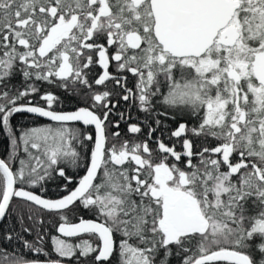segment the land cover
I'll use <instances>...</instances> for the list:
<instances>
[{"label":"flooded vegetation","instance_id":"flooded-vegetation-1","mask_svg":"<svg viewBox=\"0 0 264 264\" xmlns=\"http://www.w3.org/2000/svg\"><path fill=\"white\" fill-rule=\"evenodd\" d=\"M160 1H163L167 13L163 19L164 32L168 38L172 36L175 46L181 47H190L195 43L197 31L223 12L225 2L238 7L227 26L218 32L213 44L197 57L176 56L164 49L155 35L157 20L152 0H0V150L6 146L8 155L17 160L20 159V150H27L34 157V167L29 172L35 176V182L40 175L62 176L69 143L75 139L79 143L90 139L93 145L95 130L79 122L45 120L31 114L29 107L35 105L56 111L81 107L91 109L104 119V160L117 166L125 163L131 192L136 188L134 193L137 191L136 195L141 200L151 196L155 203L151 206L155 207L153 215L137 217L133 215L134 211H142L130 200L127 201L128 234L133 236L135 223L141 227V233L136 237L147 240L149 235L157 236L163 240V245H172L173 249L169 252L190 255L195 253L197 234L212 227V218L204 215L201 209L198 211L189 207L191 199L196 202L190 194L195 189L192 169L197 156L193 146L196 109L192 105L182 108V104H166L160 97L180 77L188 75L190 80L193 79L195 67L190 64L191 61L212 52L218 37L238 15L241 2L245 0ZM175 18L179 20L176 25ZM159 53L161 56H158ZM260 88L262 85L257 78L254 90ZM149 95L157 102L147 103ZM256 98L264 104V93L256 92ZM37 129H49L55 134L37 136ZM75 129L77 136L73 135ZM186 142L191 144L190 155L186 154ZM11 144L14 151L9 147ZM216 155L222 161L221 154ZM241 161L246 163L245 166L232 175L240 174L243 186L253 188L252 225L241 227V236L235 240L237 248L221 245L205 254L231 249L244 254L250 262L247 264H264V160L250 159L243 152L234 151L230 164ZM6 162L14 173L16 188H27L18 182L12 163ZM225 165L230 173L228 164ZM160 166L169 172L166 183L185 192L173 200L169 199L166 204L167 195L157 192L159 178L163 176L157 177L156 168ZM0 172L5 176L6 192L7 176L1 167ZM142 173H149L150 178L142 180ZM97 177L96 188L101 190L95 191L97 199L89 190L76 201L73 205L77 203L80 216L74 221L64 220L74 210L71 208L73 205L49 211L27 200L17 201L54 214L56 223L50 227L51 231L44 234H38L30 226L23 239L0 233V264H114L116 233L108 222L113 218L115 204L101 198L104 194L99 187V174ZM139 179L141 185L137 187ZM57 186L50 179L44 187L53 189ZM180 196L186 198L183 209L171 211L173 202ZM145 210H148L147 206L143 207L144 213ZM194 213L201 215L205 224L202 228L180 230L174 225L177 218H187L185 215ZM84 219L98 221L112 230L114 248L110 254L102 253V239L94 231L67 237L57 230L60 223H75ZM187 222L188 219L183 224ZM223 227L228 229L227 225ZM169 228L174 229L176 235L170 236ZM206 238L217 239L218 236L207 231ZM246 239L253 241L255 258L244 249L248 245ZM22 245L30 252L26 258L18 254ZM142 251L129 246L126 249L128 263L132 264ZM142 261L141 264H148L144 255ZM220 261L236 263L228 260L207 263L219 264L217 262Z\"/></svg>","mask_w":264,"mask_h":264},{"label":"trees","instance_id":"trees-1","mask_svg":"<svg viewBox=\"0 0 264 264\" xmlns=\"http://www.w3.org/2000/svg\"><path fill=\"white\" fill-rule=\"evenodd\" d=\"M237 19L239 37L236 45L229 52L220 49L211 53V57L217 59L219 65L208 73L207 76L211 78L206 76L209 86L206 88L202 102L205 103L208 100L222 102L224 108L220 109L221 119L218 122L209 123L205 119L202 107L196 109L193 146L194 150L197 153L202 152V155L195 157L192 169L195 189L191 190L190 194L198 201L204 215L212 218V227L197 234L196 250L194 254L190 255L169 252L173 249L172 245H163V240L157 236L149 235L147 240L136 237L141 233V227H137L135 223L134 234L130 236L128 234L127 201L130 200L142 211H139L140 213L134 211L133 215L137 217L144 214L146 216L153 215L155 207L151 206L155 203L152 202L151 196L144 198L146 201L141 200L140 196L136 195L138 192L134 193L136 188H133L131 192L128 166L125 163L117 166L109 160H103L99 171V177L102 178L99 179V187L104 194V197L101 198L115 204L113 218L108 222L116 233L114 264H129L126 257V249L129 246L143 250L134 258L132 264H141L143 255L147 258L148 264H190L199 256L218 246L227 245L237 248L235 240L241 236V227L249 228L252 225L254 218L252 186L244 187L240 174H230L220 158L210 152V149L233 140L235 153L243 152L247 158H262L264 160V133L262 132L264 104H260L256 98L254 88L257 85V78L255 74L252 70L241 74L240 67V60L246 61L249 66L252 65L257 51L264 47V0L242 1ZM147 99L149 104L157 102V99H153L151 95ZM73 135L77 136V129L74 130ZM72 144L73 153H68L64 157V175L47 177L40 175L36 177L37 182H35V176L29 172L34 167V157L27 150L25 152L20 150V159L17 160L8 155V149L5 146L0 150V156L12 163L20 185L47 197H58L74 186L88 164L92 140L85 139L83 143H79L75 139ZM9 147L11 151H14L12 144ZM143 174H139L142 180L150 178L149 173ZM50 179L54 184H58L56 188L44 187ZM97 179L90 189L96 199L95 191H101L98 190V187L96 188ZM141 179H139L137 187L141 185ZM5 181V176L0 172V201L6 189ZM61 186L63 188H60ZM19 200L13 199L9 212L0 225V233H8L12 238L17 236L23 239L30 226H33L38 234L51 231L50 227L56 223L54 214L26 202L24 204L17 202ZM145 206L148 210H145L144 213L143 207ZM71 208L74 210L64 217L66 221H74L80 216L77 203ZM90 211L93 210L90 209ZM223 225H227L228 229L226 228V230ZM207 231L213 232L218 236V239H207ZM156 234L158 233L156 232ZM246 242L248 245H245L244 249L251 255L253 254L252 257L255 258L252 253L253 241L246 239ZM19 249L18 254L22 258H26L30 254L28 249L24 250L23 245ZM217 263L236 264L224 261Z\"/></svg>","mask_w":264,"mask_h":264},{"label":"water","instance_id":"water-1","mask_svg":"<svg viewBox=\"0 0 264 264\" xmlns=\"http://www.w3.org/2000/svg\"><path fill=\"white\" fill-rule=\"evenodd\" d=\"M153 10L156 17L155 35L160 43L164 45L165 50L173 52L174 55L178 56H200L202 52L206 51L212 44L214 39L217 37L218 32L227 26L230 22L233 13L237 9L238 5H230L225 2L223 6V12L217 14L201 30L196 33L195 43L190 47L175 46L172 36H168L164 32L163 19L166 16V11L164 9L163 1L152 0ZM228 3V5H227ZM177 17V15H176ZM179 22L177 18L174 19V25ZM29 112L37 117L43 118L48 121L53 122H66L73 123L79 122L84 126H92L95 130V138L93 145L90 150L89 160L87 167L83 174L76 180L74 186L68 190L65 194L50 198L43 196L33 190L24 187L16 188L15 176L12 168L9 164L0 156V167L5 172L7 176V190L5 192L4 198L0 204V222L5 217L8 207L10 205L13 197L27 200L43 209L46 210H61L70 207L76 201L81 199L92 187L94 181L96 180L99 171L102 166L104 159L105 146H106V135L104 129V119L87 107H81L76 110L71 111H56L51 110L41 106H30ZM186 154H191V144L190 142L185 143ZM210 152L213 154H221V159L224 164H228L229 171L231 174H236L241 166H245V162L241 161L235 164H230V156L234 152V142L231 140L228 143L220 144L212 149ZM197 155H202V152L197 153ZM186 203V198L180 196L174 202L171 211H177L178 209H183ZM171 214V213H170ZM187 218H177L174 221V225L180 230H189L191 228H202L205 224L202 223V217L199 213H194L192 215H185ZM188 219L186 224L183 221ZM60 234L64 236L71 237L81 234L85 231H94L98 233L102 239L103 248L102 253L110 254L114 248V238L112 230L103 223L95 220H80L75 223H60L57 228ZM214 260H228L236 263H248V258L237 252L236 250L223 249L217 250L210 254H206L198 257L192 264H203ZM250 263V262H249ZM21 264H63L58 262H26ZM64 264H70L64 262Z\"/></svg>","mask_w":264,"mask_h":264},{"label":"rangeland","instance_id":"rangeland-1","mask_svg":"<svg viewBox=\"0 0 264 264\" xmlns=\"http://www.w3.org/2000/svg\"><path fill=\"white\" fill-rule=\"evenodd\" d=\"M238 37H239V25L236 16L234 17L229 27L220 34V36L218 37V41L213 46L212 52L220 49H225L226 52H229V50L234 48V46L236 45L238 41ZM211 53H208L203 58L191 61L190 64L195 67L194 70L195 74L193 76V79H191L193 81L189 79L188 75L182 76V78L180 77L179 81L176 80L170 84L166 94L163 97H160V99L161 100L163 99L162 102L166 104H177V105L179 104V106H181L180 104H182L184 108L189 107V105H192L193 107H195V109H198V107H202L205 113L206 121L209 123H214V122H218L221 119L222 115L220 109L224 108L223 106L224 104L219 101L215 102L211 100H208L205 103L202 102L203 97L206 93V88H208L209 86V83L206 81V78L208 77L207 75L213 68H216L219 65L218 64L219 61L217 59H213L211 57ZM158 56H161V53H159ZM240 61H241L240 62L241 74H244L252 70L255 76L258 79H260L262 85V88H260V90L255 89V91L258 93L259 92L264 93V47L258 51V57L254 59L252 65H250L251 67L246 61L244 60H240ZM262 125H263L262 132L264 133V121H262ZM50 131L51 130L49 129H37L36 135L52 136L55 134L54 132L52 131L50 132ZM68 146L69 149L67 150L68 151L67 153L72 154L74 150L73 144L69 143ZM156 173H157V177H159V175H163L162 177L159 178L160 186L157 192L163 194V196L167 195L165 197V204L169 199L173 200L175 197H177L178 194H185V192H183V189H181L180 187L177 190L166 183V180L169 177V172L167 168L161 166L157 167ZM189 207L190 209H194L198 211L200 210V205L197 200L195 202L194 200L191 199ZM168 231L170 236L176 235L174 229L169 228Z\"/></svg>","mask_w":264,"mask_h":264}]
</instances>
